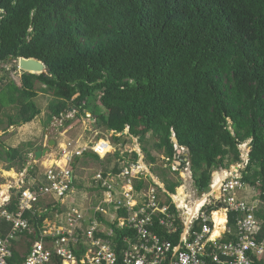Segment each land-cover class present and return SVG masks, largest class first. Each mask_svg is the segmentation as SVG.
I'll return each mask as SVG.
<instances>
[{
  "label": "trees",
  "instance_id": "16d2710c",
  "mask_svg": "<svg viewBox=\"0 0 264 264\" xmlns=\"http://www.w3.org/2000/svg\"><path fill=\"white\" fill-rule=\"evenodd\" d=\"M20 59L43 62L47 73L24 72L20 86L0 77V131L33 122L42 113L34 94L52 95L50 118L76 109L109 130L129 127L141 142L152 133L182 169L190 162L202 192L250 141L242 180L263 203L255 214L264 241V0H0V69ZM18 159L0 141V162L11 170ZM163 180L172 193L181 185ZM18 197L7 211H17ZM27 217L37 230L47 215ZM108 225L119 252L132 234ZM9 230L0 218V235ZM23 260L15 252L14 263Z\"/></svg>",
  "mask_w": 264,
  "mask_h": 264
},
{
  "label": "built area",
  "instance_id": "2783aa9c",
  "mask_svg": "<svg viewBox=\"0 0 264 264\" xmlns=\"http://www.w3.org/2000/svg\"><path fill=\"white\" fill-rule=\"evenodd\" d=\"M85 116L94 118L89 112ZM101 141L91 148L68 142L41 160L31 154L21 171L17 211L5 209L11 195L0 193V218L10 225L0 235V264H17L15 252L24 257L19 264H264V241H258L262 221L255 214L263 203L242 180L250 149L244 157L240 153V162L216 170L211 189L196 190L197 199L185 190L180 194L182 182L175 193L168 191L163 179L142 166L140 156L117 170L95 172L86 193L79 192L75 165L87 153L104 159ZM175 150L187 156L177 144ZM165 159L171 174L190 170L193 179L187 159L184 169L178 157ZM79 194L91 204H75ZM27 214L47 217L36 230ZM216 214L224 216L219 229ZM108 223L132 234L119 252Z\"/></svg>",
  "mask_w": 264,
  "mask_h": 264
},
{
  "label": "rangeland",
  "instance_id": "374dc122",
  "mask_svg": "<svg viewBox=\"0 0 264 264\" xmlns=\"http://www.w3.org/2000/svg\"><path fill=\"white\" fill-rule=\"evenodd\" d=\"M20 63V60H13L10 63L2 65V68H5V70L2 68L0 69V77L2 78L5 76L6 80L4 83L14 81L17 85H21V76L24 70L21 69ZM28 73L38 74L32 71ZM35 85L37 88L42 86L39 82H36ZM52 99V95L43 94L41 92L34 94V100L42 110L41 115L29 124H25L21 127H12L6 132L0 131V141L7 147L18 150V161L21 162L25 159L24 169L27 167V160L30 159L31 154L43 148H47L50 140L56 141V146L51 148L53 149L52 151H57L58 148H60L59 146L66 148L67 146L65 144L68 142L91 148L96 146L98 141L104 140L112 149L110 153L103 157L104 159L95 161L84 157L83 160L78 161L75 165L78 177L76 187L79 192L86 193L85 190L90 187V180L95 172L123 167L129 162L137 160L140 156L142 166L152 175H157L161 179H179L180 182H182L181 187L190 195L191 199L199 198L195 195L198 188L195 186L194 180L189 179L190 170H188V172L182 170L184 172L182 175L179 174V176L171 174L173 168H171V171L169 170V164L165 159L167 158L166 148L162 150L156 148L160 141L158 138L154 137L152 133H148L144 141L141 142L137 137L129 134V130L126 129L123 133H115L109 130L107 124L99 118L83 116L76 109L63 114L60 118L61 120L57 122L53 119L54 117L50 118L49 115L48 108ZM10 112L13 113V111ZM103 113L105 116L109 115L106 111H103ZM247 143H249V141L239 146V151L243 157L247 150L250 149V144L248 145ZM135 155H137V157H135ZM17 162H15V168L11 170L9 168L12 167L14 163L0 162V193L7 192L11 197L17 193L21 180V172L19 171V164H17ZM171 165H173V163ZM7 172L13 173V176L6 175L5 173ZM6 189L7 191H5ZM255 193L258 192L255 190ZM73 202L81 206H89V204H91L89 201L84 200L80 194Z\"/></svg>",
  "mask_w": 264,
  "mask_h": 264
},
{
  "label": "water",
  "instance_id": "95a60500",
  "mask_svg": "<svg viewBox=\"0 0 264 264\" xmlns=\"http://www.w3.org/2000/svg\"><path fill=\"white\" fill-rule=\"evenodd\" d=\"M21 69L24 70V72H37L38 74H45L47 73L46 67L43 62H40L36 59H21ZM77 97V96H76ZM176 141V139H175ZM56 146L55 140H50L49 145L47 148H43L41 150H38L35 152L36 160H41L42 157L46 156L47 153L50 152L51 148ZM211 187H208V190H210ZM200 195H202V192H200Z\"/></svg>",
  "mask_w": 264,
  "mask_h": 264
},
{
  "label": "bare ground",
  "instance_id": "6f19581e",
  "mask_svg": "<svg viewBox=\"0 0 264 264\" xmlns=\"http://www.w3.org/2000/svg\"><path fill=\"white\" fill-rule=\"evenodd\" d=\"M99 147L101 148L100 152L103 156H105L106 154L110 153L112 151V149L110 148V146L104 141L102 140L101 142H99ZM55 161H50L47 163V165H52L54 164ZM0 172H1V166H0ZM3 172V171H2ZM6 175L8 176H13V173H5ZM16 175V174H15ZM19 179V178H18ZM7 191V189L5 190ZM183 192V189H180V194H182ZM205 201V199L203 198V200H199L197 203H196V208H199L203 202ZM196 208L194 210H196ZM215 220H216V228L219 229L218 225H220L223 221H224V216H222L221 214H216L215 215Z\"/></svg>",
  "mask_w": 264,
  "mask_h": 264
},
{
  "label": "clouds",
  "instance_id": "9594fccd",
  "mask_svg": "<svg viewBox=\"0 0 264 264\" xmlns=\"http://www.w3.org/2000/svg\"><path fill=\"white\" fill-rule=\"evenodd\" d=\"M20 60H21V59H20ZM61 117H62V116H61ZM61 117H59V118H61ZM93 117H94V116H93ZM55 118H56V117H55ZM55 118H54V119H55ZM127 128H128V130H129V127H127ZM127 128H126V129H127ZM126 129H125V130H126ZM114 132H116V131H114ZM117 133H118V132H117ZM129 134H130V130H129ZM174 141H175V139H174ZM175 142H176V141H175ZM249 144H250V141H249ZM238 149H239V147H238ZM99 158H100V157H99ZM240 159H241V158H240ZM100 161H101V159H100ZM234 164H236V163H234ZM234 164H231L230 166H232V165H234ZM230 166H229V167H230ZM229 167H228V168H229ZM228 168H227V169H228ZM219 169H224V168H219ZM217 170H218V169H217ZM244 170H245V169H244ZM244 170H243V171H244ZM170 171H171V167H170ZM243 171H242V175H243ZM215 172H216V171H215ZM214 174H215V173H214ZM213 178H214V176H213ZM213 178H212V180H213ZM209 187H210V186H209ZM207 190H208V189H207ZM257 194H258V193H257Z\"/></svg>",
  "mask_w": 264,
  "mask_h": 264
}]
</instances>
